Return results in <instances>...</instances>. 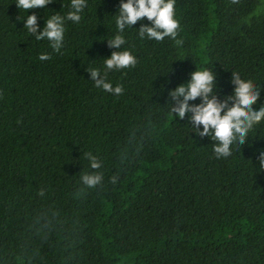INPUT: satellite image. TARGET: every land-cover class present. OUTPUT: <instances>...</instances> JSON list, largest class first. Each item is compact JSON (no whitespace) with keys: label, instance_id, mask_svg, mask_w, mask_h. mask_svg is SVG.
Segmentation results:
<instances>
[{"label":"trees","instance_id":"1","mask_svg":"<svg viewBox=\"0 0 264 264\" xmlns=\"http://www.w3.org/2000/svg\"><path fill=\"white\" fill-rule=\"evenodd\" d=\"M119 2L87 0L53 51L21 19L35 13L39 32L69 0L27 13L0 0V264H264V120L218 158L170 96L202 67L217 101L234 102L235 72L264 104V0H175V36L141 37L142 18L117 48ZM125 49L135 64L104 66ZM91 67L121 93L95 87Z\"/></svg>","mask_w":264,"mask_h":264},{"label":"clouds","instance_id":"2","mask_svg":"<svg viewBox=\"0 0 264 264\" xmlns=\"http://www.w3.org/2000/svg\"><path fill=\"white\" fill-rule=\"evenodd\" d=\"M50 0H15L18 9L25 10L34 8H45ZM175 0H120L117 13L114 15L117 34L109 40V45L119 47L124 43V37L120 34L125 26L135 24L137 20L146 18L150 25L142 24L139 34L143 37L147 34L150 38L160 40L164 36H175L178 29V20L174 9ZM87 5V0H69L68 10L63 14L54 13L50 15L43 26L37 32V16L35 13L26 14L23 19L22 28L28 33L35 34L36 40L45 39L49 42L53 51H59L65 31V21L78 23L81 14ZM19 18V17H18ZM20 19V18H19ZM40 60L49 58L47 53H41ZM135 57L128 51L122 50L112 52L104 59L103 64L107 69L126 68L135 64ZM94 86L104 91L120 94V85L113 86L105 79H96L98 69L88 68ZM214 82L213 73L206 68H197L191 73L187 83H181L170 91V96L176 101L173 107L175 115L183 118L186 112H190V119L194 124L202 125L200 135L208 134L214 138L212 146L214 154L220 157H229L236 146L244 144L248 134L255 124L264 120V104L258 109L252 105L257 103L259 93L252 83L241 79L237 73H233L232 83L235 85L232 96L228 99L234 102L226 106L224 101H217L211 95ZM200 98V103L190 105L189 100ZM256 159L259 170L264 169V150H259ZM89 167L97 169L100 161L92 154H88ZM102 177L99 173H83L81 182L87 187H93L100 183ZM113 178V182H114Z\"/></svg>","mask_w":264,"mask_h":264}]
</instances>
